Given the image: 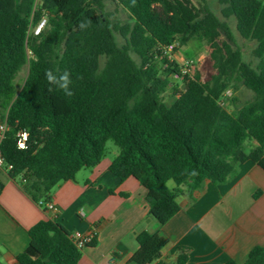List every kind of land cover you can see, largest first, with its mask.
<instances>
[{
  "label": "trees",
  "instance_id": "1",
  "mask_svg": "<svg viewBox=\"0 0 264 264\" xmlns=\"http://www.w3.org/2000/svg\"><path fill=\"white\" fill-rule=\"evenodd\" d=\"M106 1L0 0V117L9 126L2 153L12 166L7 173L35 202H48L56 186L97 166L112 141L119 153L110 172L140 182L150 214L163 226L180 211L184 188L193 198L207 181H231L247 161L264 170V3L218 0L222 20L207 0H110L129 14L130 21L121 23L111 20ZM45 16L47 25L36 36L33 28ZM231 18L239 35L256 43L255 66L237 47ZM194 37L210 45L215 73L208 81L198 72L186 76L179 89L165 75L179 73L165 48L175 42L180 48ZM27 64L29 75L19 86ZM49 70L57 78L69 73L73 95L49 83ZM237 84L253 92L241 107L227 98ZM170 88L177 98L167 105ZM22 132L28 134L25 149L18 145ZM171 181L175 189H169ZM70 234L57 220L39 222L17 262L78 264L83 251ZM138 242L152 249V260L168 241L160 232H143ZM189 251L178 248L177 264H188ZM243 264H264V246L253 248Z\"/></svg>",
  "mask_w": 264,
  "mask_h": 264
},
{
  "label": "crops",
  "instance_id": "2",
  "mask_svg": "<svg viewBox=\"0 0 264 264\" xmlns=\"http://www.w3.org/2000/svg\"><path fill=\"white\" fill-rule=\"evenodd\" d=\"M182 59L176 52L174 60ZM113 159L104 158L56 186L51 200L58 213L46 211L0 171V264H19L16 257L31 242L29 231L48 220H57L70 233L96 230L78 264H177L181 246L190 249L188 264H243L253 248L264 246V170L257 163L241 164L225 184L205 182L193 198L184 188L180 211L160 226L150 214L147 190L133 177L121 181L112 174ZM143 232L166 237L157 259L151 260L152 249L140 246Z\"/></svg>",
  "mask_w": 264,
  "mask_h": 264
},
{
  "label": "rangeland",
  "instance_id": "3",
  "mask_svg": "<svg viewBox=\"0 0 264 264\" xmlns=\"http://www.w3.org/2000/svg\"><path fill=\"white\" fill-rule=\"evenodd\" d=\"M211 10L222 20H225L222 16L221 10L222 6L219 4L218 0H207ZM40 0H38V3ZM194 4H198L197 0H193ZM106 11L111 13V20L118 21L121 23L129 22V14L120 6L112 1H106L105 3ZM229 24L235 34L236 37V45L239 47L243 52V57L246 62L252 63L253 66L256 65L257 60L253 56V50L256 47V43L252 41H247L243 39L236 30V20L231 18L229 20ZM115 41L118 46H121L125 43V40L121 37L120 34L114 33ZM224 38H221L223 40ZM179 53L182 58H189L197 61V70L196 72L200 73L203 81H208L211 79L212 75L215 73L214 66L210 60V52L211 48L210 45L206 40L200 39L198 37H194L191 39L187 44L181 46L179 48ZM30 56V55H29ZM133 58L138 62V58L136 55L132 54ZM202 57L205 59L201 60ZM201 60V61H199ZM106 59H102V66H104ZM30 66L27 64L24 69L20 72L17 77V83L19 86H22L29 75ZM195 72V73H196ZM168 77L170 82L175 86L176 84L179 85V89H183V80H177L172 77L171 73H165ZM227 98L229 100L236 98L238 100L237 106L241 107L247 101L253 98V92L248 90L242 84H237L236 89H231L227 93ZM165 99L167 105H172L173 102L176 100L175 92L172 88L167 90L165 94ZM231 105L230 101H226L224 103V107L228 108ZM234 108V107H232ZM1 116V111H0ZM119 153V147L114 144V142L109 141L107 144V151L105 158H115L116 154ZM169 189H175L177 186L176 184L171 181L168 184Z\"/></svg>",
  "mask_w": 264,
  "mask_h": 264
},
{
  "label": "built area",
  "instance_id": "4",
  "mask_svg": "<svg viewBox=\"0 0 264 264\" xmlns=\"http://www.w3.org/2000/svg\"><path fill=\"white\" fill-rule=\"evenodd\" d=\"M48 22L47 16L43 17L40 23L33 28V32L36 36H39L43 29L46 27ZM179 42H175L174 44L165 48V56L167 57L170 63H176L178 66L179 73H171L172 77L177 80H183L186 76H193L197 70V61L189 58H184L180 62L174 60V55L176 54V49L179 48ZM165 69L169 68V65H165ZM177 98V97H176ZM9 130V126L7 123V119H3L0 117V171L8 172L12 169V166L7 165L3 153H2V144L4 142L7 131ZM19 141L18 145L21 149L26 148V142L28 139V134L26 132H22L18 135ZM39 205L43 207L48 212L58 213L59 209L57 205L52 201L48 202H40ZM97 235L96 230H91L88 232L74 231L70 234V238L73 244L77 249L83 251L88 246L92 245L95 237Z\"/></svg>",
  "mask_w": 264,
  "mask_h": 264
},
{
  "label": "clouds",
  "instance_id": "5",
  "mask_svg": "<svg viewBox=\"0 0 264 264\" xmlns=\"http://www.w3.org/2000/svg\"><path fill=\"white\" fill-rule=\"evenodd\" d=\"M45 75L49 83L56 84L59 88L65 91L66 95H73V93L68 90V85L71 83L68 72H65L63 75L59 76V78H57V76L54 75L51 70L46 72Z\"/></svg>",
  "mask_w": 264,
  "mask_h": 264
}]
</instances>
